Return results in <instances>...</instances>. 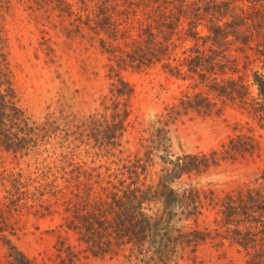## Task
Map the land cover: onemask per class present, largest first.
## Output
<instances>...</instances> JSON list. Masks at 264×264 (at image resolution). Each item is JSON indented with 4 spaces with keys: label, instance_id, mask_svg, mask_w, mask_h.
Masks as SVG:
<instances>
[{
    "label": "trees",
    "instance_id": "trees-1",
    "mask_svg": "<svg viewBox=\"0 0 264 264\" xmlns=\"http://www.w3.org/2000/svg\"><path fill=\"white\" fill-rule=\"evenodd\" d=\"M11 1L0 0V7L8 9ZM132 7L147 11V16L136 22L137 30L131 22L133 29L121 34L113 20L116 8L102 7L99 26L105 34L116 30L106 50L110 92L102 103L104 112L85 121L72 118L62 124L52 114L36 120L21 110L8 55L0 47V147L37 158L34 203L41 207L49 202L60 217L55 246L60 264H81L89 258L121 264H203L197 248L209 241L214 249L234 250L242 264H264V169L251 184L222 195L171 187L185 176L258 153L254 126L264 132V0H137L122 13L130 16ZM1 36L0 30V43ZM189 42L193 46L180 55L178 43ZM161 63L166 73L191 85L165 110L167 121L159 120L143 140L145 152L124 157L133 90L121 72ZM226 109L245 121L236 123L234 135L219 150L172 154L166 130L170 122L191 113L221 116ZM84 153L89 161L81 158ZM156 158L162 168L157 183L149 184ZM153 201L162 202L166 219L148 214ZM206 211L215 215L213 230L183 233L173 225L179 216L197 221ZM72 237L75 244L68 243ZM8 258L7 264H34L14 246H9Z\"/></svg>",
    "mask_w": 264,
    "mask_h": 264
},
{
    "label": "rangeland",
    "instance_id": "rangeland-1",
    "mask_svg": "<svg viewBox=\"0 0 264 264\" xmlns=\"http://www.w3.org/2000/svg\"><path fill=\"white\" fill-rule=\"evenodd\" d=\"M136 1L12 0L8 9L0 7V47L4 46L8 55L17 106L36 120L52 114L62 124L68 119L85 121L95 113H103L102 103L109 96L111 83L110 56L106 50L116 30L105 34L99 26L102 7L116 8L113 20L118 21L117 31L121 34L133 29L129 26L131 22L135 25L139 18L147 16V11L136 7H132L130 16L122 13L129 3ZM156 15L153 13L152 19ZM136 27L137 24L133 30H137ZM120 43H123L121 39ZM178 46L177 52L181 55L193 43H178ZM234 49L232 45L229 51L233 54ZM121 77L133 90L128 102L129 127L121 150L124 157L142 155L145 152L143 140L158 128L159 120L167 121L165 110L177 102L191 82L172 77L163 70L162 63L125 70ZM244 121L231 109H226L221 116L203 117L191 113L180 117L166 127L171 152L180 156L219 150L234 135L236 123ZM254 136L259 148L254 157L235 163L222 162L204 174L185 176L171 187L182 192L192 186L202 193L214 191L222 195L251 184L264 169V132L254 126ZM152 145L156 148L158 143ZM83 155L85 157L81 158L89 161L86 154ZM160 160L152 161L149 184L158 181ZM37 166L36 157H21L0 147V264L10 261L9 246H14L34 264H60L55 249L60 235V217L54 214L49 202H43L41 207L34 203L36 184L33 180ZM164 212L161 201L150 203L148 214L153 218L166 219ZM214 219V213L206 211L197 221L179 216L173 225L183 233L213 230ZM61 239H66L64 233ZM68 243L75 244L74 238ZM212 246L213 242L209 241L197 248L199 262L242 264V258L234 250H218ZM81 264H121V261L89 258Z\"/></svg>",
    "mask_w": 264,
    "mask_h": 264
}]
</instances>
